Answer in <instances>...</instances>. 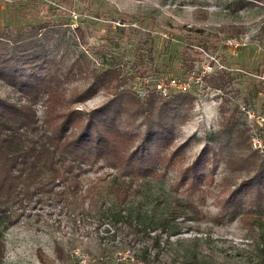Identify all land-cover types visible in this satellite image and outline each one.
Returning <instances> with one entry per match:
<instances>
[{
    "label": "rangeland",
    "instance_id": "obj_1",
    "mask_svg": "<svg viewBox=\"0 0 264 264\" xmlns=\"http://www.w3.org/2000/svg\"><path fill=\"white\" fill-rule=\"evenodd\" d=\"M230 2L0 4V33L46 25L37 35L52 62L40 73L56 69L61 78L57 87L69 108L88 111L115 95L117 89L103 87L84 100L73 99L86 88L92 69L110 64L124 74L120 88L135 90L140 99L147 92L158 94V83L171 76L188 79L186 92L194 96L168 120L176 124L169 150L181 146L174 159L165 170L157 167L154 175L135 179L140 191H132L124 203L115 201L109 184L128 176L99 159L83 164L77 187L60 184L56 188H63L62 193H42L22 206L12 204L15 220L3 230L0 264H143L137 254L145 247L151 259L158 251L160 261L150 264H258L264 258V210L252 221L242 219L244 211L257 210L251 203L250 179L264 160L251 144V126L264 139V1L239 8ZM231 37L237 45L226 42ZM74 61L84 73L76 68L67 72ZM187 65L192 68L185 72ZM0 96L28 100L24 91L1 77ZM119 100L131 107L128 98ZM33 106L41 129L47 127V94ZM117 120L126 130L145 128L140 116L123 113ZM225 129L229 134L223 138ZM199 155L206 158V181L194 190L184 184L176 187L182 170ZM243 184L249 185L240 191ZM235 204L236 216L231 213ZM156 234L158 246L152 244Z\"/></svg>",
    "mask_w": 264,
    "mask_h": 264
},
{
    "label": "trees",
    "instance_id": "obj_2",
    "mask_svg": "<svg viewBox=\"0 0 264 264\" xmlns=\"http://www.w3.org/2000/svg\"><path fill=\"white\" fill-rule=\"evenodd\" d=\"M255 1L264 0H231L230 3L239 8ZM41 28L45 29L46 25L0 33V77L24 91L28 98L26 103H20L0 96V262L4 255L3 230L15 220L10 212L12 204L22 206L40 198L42 193H62L63 188H56L60 184H66L67 189L77 187L83 164H93L99 159L128 176L114 178L109 184L115 201L124 203L132 191H140L135 179L154 175L157 167L165 170L174 159L181 146L169 150L176 124L168 120L176 109L194 99L191 93L181 90H170L166 95L147 92L140 99L135 90L120 88L125 83L124 74L118 65L110 64L103 69H92L86 88L73 99L84 100L103 87L117 89L115 95L88 111L69 108L57 87L61 78L56 69L48 75L40 73L46 63L52 62L37 35ZM233 30L241 31L236 26ZM76 63L67 72L76 68L84 73L81 64L76 66ZM187 66L185 72L192 68ZM43 93L47 94L44 119L47 127L41 129L33 105ZM123 98H128L131 107H124L119 100ZM123 113L142 117L145 128L135 131L121 128L117 119ZM228 134L225 129L220 136L226 138ZM205 163L206 158L197 156L182 170L176 187L184 184L190 190L199 188L206 181L202 172ZM257 168L249 187L253 194L251 203L257 210L244 211L243 220L252 221L257 212L264 210V160ZM248 185L239 186V190ZM236 193L238 189L230 196ZM238 208L237 204L233 205L232 215H238ZM154 238L152 244L158 246L159 234ZM137 260L150 264L159 262L160 258L156 251L151 259L145 247L139 250ZM258 264H264V258Z\"/></svg>",
    "mask_w": 264,
    "mask_h": 264
},
{
    "label": "built area",
    "instance_id": "obj_3",
    "mask_svg": "<svg viewBox=\"0 0 264 264\" xmlns=\"http://www.w3.org/2000/svg\"><path fill=\"white\" fill-rule=\"evenodd\" d=\"M11 0H0V4H5L7 2H10ZM226 42L231 45H237L238 41L236 38H227ZM190 86V81L188 79H179L177 77H169L164 82L158 83V91L161 95H166L168 92L172 90H181V91H187ZM251 130L253 131L251 134V144L252 146L258 150L260 153L264 155V139L261 136V132L259 133L256 130H253L251 126Z\"/></svg>",
    "mask_w": 264,
    "mask_h": 264
}]
</instances>
